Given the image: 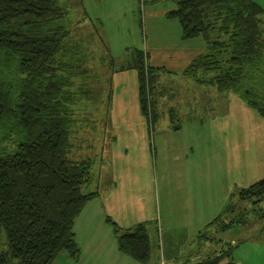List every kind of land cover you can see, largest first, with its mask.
<instances>
[{
  "label": "trees",
  "instance_id": "trees-1",
  "mask_svg": "<svg viewBox=\"0 0 264 264\" xmlns=\"http://www.w3.org/2000/svg\"><path fill=\"white\" fill-rule=\"evenodd\" d=\"M173 1L176 7L168 16L180 21L183 37L202 35L208 45L206 54L198 55L183 73L219 93H236L264 118V77L255 75L263 71L256 66L264 60V7L256 0ZM68 19V7L58 0H0V231L8 244L0 264H52L60 253L77 262L82 251L76 220L99 193L84 191L93 180V160L72 158L74 148L82 146L74 133L89 130L91 121L109 115L111 105L106 114L86 121L74 118L73 106L81 95L98 100L96 91L110 83L102 81V74L112 80L116 68L111 57L112 74L109 65L97 73L98 55L90 37L74 35L86 28L74 29ZM133 53L127 68L138 72L140 109L154 128L164 115L159 107L162 94L156 92L158 69L146 64L144 51ZM103 138L109 143L115 139ZM263 202L264 177L233 193L213 222L223 231L249 224L254 207L262 208ZM107 219L119 250L148 264V223L123 228ZM234 249L227 245L219 255L190 264H215L225 256L232 260Z\"/></svg>",
  "mask_w": 264,
  "mask_h": 264
},
{
  "label": "rangeland",
  "instance_id": "rangeland-1",
  "mask_svg": "<svg viewBox=\"0 0 264 264\" xmlns=\"http://www.w3.org/2000/svg\"><path fill=\"white\" fill-rule=\"evenodd\" d=\"M256 1L264 7V0ZM58 2L68 7V24L72 28L79 25L86 28L76 31L74 35L78 37L87 34L90 37L98 55L97 73H101L109 65L112 74L111 57H114L111 61L113 70L116 68L112 80L108 79L109 74H102V81L105 79L110 83L102 84L104 89L96 91L98 100L82 99L81 95L73 106L74 118L86 121L88 116L106 114L107 107L111 105L109 115L103 116L101 121H91L92 127L89 124V130L74 133V140L82 146L74 148L72 158L93 160V180L84 187V191L98 189L104 192L107 186L113 185L117 174L116 165L122 168L119 173L125 174L128 167L136 172L137 181L133 178L126 179L133 188L125 196L129 198L136 193L139 200L147 204L145 210L133 214L130 224L135 225L143 220L149 223L151 255L148 264H163L164 260L183 264L197 252L208 250L210 254L230 244L235 247L233 256L237 262L264 264V217L261 216L264 202L262 208L257 205L254 207L253 222L226 231L218 230L217 233L213 232L214 228L209 229V232L204 230L202 233L209 235L208 242L203 240L202 243V238L197 239L198 232L205 224L197 216L199 209L212 212L216 208L214 216H217L228 204L232 193H237L239 189L264 177L263 117L247 106L240 96L227 92L230 100L236 96L232 113L237 119L231 120L232 129L226 132L223 121H200L205 118L203 106L207 109L210 106L206 104V100L196 98V92L199 91H196L195 79L183 72L198 55L206 54L208 45L204 36L183 37L180 21L168 16V11L176 7L173 0ZM92 24L99 27H89ZM134 50L144 51L146 64L158 69L160 83L156 80L159 87L156 92L160 91L161 97L164 94L166 96L160 97V113L164 115L159 122L154 128L147 125L146 133L140 129L144 125L138 122L137 132L143 133V139L135 138V143L128 144L126 137L121 135L123 128L114 121L112 97L117 87L116 76L135 70L127 68ZM92 52L95 57L94 50ZM256 67L263 71L256 72L255 75L264 77V60ZM136 73L138 79V72ZM125 81L127 80H122ZM79 82H82L81 78ZM206 88L207 85H204L200 89ZM254 90L260 94L256 88ZM171 109L175 116L173 122L169 117L172 115ZM88 111H92V114H86L90 113ZM176 126L180 128L174 129ZM104 135H113L115 139L109 143L104 140ZM194 141L196 145L193 144ZM241 141L247 148L242 153L243 157L248 158L247 171L233 169V175L229 176L231 171L228 170V161L224 156L229 148ZM189 162L193 165H188ZM117 184L119 186L120 183ZM137 201L135 198V205L139 203ZM150 213L152 215L148 217ZM214 216L204 220L209 222ZM245 219L246 216L242 222ZM194 232L196 237L191 234ZM7 251L6 235L0 231V254Z\"/></svg>",
  "mask_w": 264,
  "mask_h": 264
},
{
  "label": "crops",
  "instance_id": "crops-1",
  "mask_svg": "<svg viewBox=\"0 0 264 264\" xmlns=\"http://www.w3.org/2000/svg\"><path fill=\"white\" fill-rule=\"evenodd\" d=\"M119 75L116 76L117 87L112 97L114 121L116 122V124L118 123V125L121 126V129L123 128L121 135L126 137L127 143L133 144L136 142L135 138L143 139V133L141 131L137 132V123L139 122L144 125L140 127V129L146 133L148 122L146 117L140 110L139 85L136 70H130L124 73V75ZM122 80L127 81L122 82ZM203 86L204 85L196 83V91H199L196 92V98H202L206 100V104L208 103L210 108L207 109V107L203 106L204 108H202V113L203 117L205 118H201L200 121L204 122L208 119L213 123L215 121H217V123L223 121L224 130H226L227 132L228 130L233 128L230 123L231 120L235 121L237 119L236 116H234V114L232 113L236 96L232 97V99L230 100V94L228 95L227 92L219 93L217 89L212 85H207L206 89L201 90L200 88H202ZM205 109L209 111V113ZM261 127L263 128L262 133L264 137V118L261 122ZM121 129L119 130L121 131ZM194 138H196V133L194 134ZM193 144L196 145V141H194ZM244 150H247V148L243 146V143L241 141L240 144L235 145L233 148H229L227 154L224 156V159L228 161V170L231 171L229 173V176L233 175V169L244 170L245 172L247 171V164L249 162L248 158L243 157L242 153ZM188 165L191 166L193 164L189 162ZM116 170L117 174L115 176L117 181L114 180V184L111 186H107V189L104 190V192L99 191L97 196L86 204L76 220V238L82 251L79 260L75 262L68 256L67 253H60L52 264H54L55 262H59L60 264H142L133 257L119 250L113 226L110 222H108L107 219L108 217H110L123 228H128L133 226L132 224H130V220L132 219L133 214H138L137 212H141L147 207V204L145 202H141L139 200V197L136 193H133L129 198L125 196L129 192V190L133 188L131 184L127 183L126 179L133 178L134 181H137L136 172H133L131 168L128 167L126 168L125 174H122V172L119 173L118 171H122V168H120L118 165H116ZM117 182L120 183L119 186ZM232 196L233 193L230 196L228 204L220 214H217V216L221 215L225 211L229 203L232 201ZM135 198H137V202H139L137 205H135L134 203ZM215 209L216 208H214L212 212L211 210L204 209H199L196 212L197 216L205 223L202 230L198 232L197 237V239L202 238V243L203 240L208 242L209 239V235L202 233V231L205 230V232H209V229L214 228L213 232L217 233L218 230H221L213 222V220L217 217L214 216V213L216 211ZM151 215L152 213L148 214V217H150ZM142 216H144V213L142 214ZM213 216V220H209V222H206L204 220L206 217ZM250 219L252 218L250 217ZM140 222L146 221L143 220ZM243 224L244 223L240 224V226L237 227H243ZM191 234L196 237V232ZM194 239L196 241V238ZM205 241L204 244H206ZM226 246L220 248L218 251L216 249L210 252L211 256L219 255L226 248ZM210 254H208V250L207 252H197V254L195 253L194 255L189 256V258L187 259L188 262H184L183 264L200 262L210 257L208 256ZM165 255L166 253H164V259ZM162 263L177 264L180 262L164 260ZM215 264L244 263L242 261L237 262L234 256L232 260L229 258V256H225Z\"/></svg>",
  "mask_w": 264,
  "mask_h": 264
}]
</instances>
